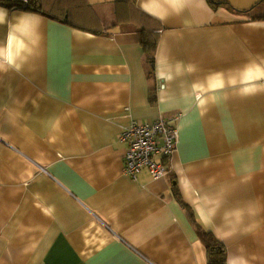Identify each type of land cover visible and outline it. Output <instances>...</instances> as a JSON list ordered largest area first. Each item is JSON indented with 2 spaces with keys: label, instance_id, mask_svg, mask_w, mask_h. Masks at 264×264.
<instances>
[{
  "label": "crops",
  "instance_id": "0c3cea01",
  "mask_svg": "<svg viewBox=\"0 0 264 264\" xmlns=\"http://www.w3.org/2000/svg\"><path fill=\"white\" fill-rule=\"evenodd\" d=\"M259 1L84 0L69 24L0 5V264H208L200 228L264 264ZM159 118L165 175L128 177L120 133Z\"/></svg>",
  "mask_w": 264,
  "mask_h": 264
},
{
  "label": "built area",
  "instance_id": "2783aa9c",
  "mask_svg": "<svg viewBox=\"0 0 264 264\" xmlns=\"http://www.w3.org/2000/svg\"><path fill=\"white\" fill-rule=\"evenodd\" d=\"M120 140L127 144L123 158L125 175L135 178L143 168H147L153 179L165 175L166 168L155 157L164 160L172 157L176 150L178 130L176 126L163 118L155 121L133 122L120 133Z\"/></svg>",
  "mask_w": 264,
  "mask_h": 264
},
{
  "label": "trees",
  "instance_id": "16d2710c",
  "mask_svg": "<svg viewBox=\"0 0 264 264\" xmlns=\"http://www.w3.org/2000/svg\"><path fill=\"white\" fill-rule=\"evenodd\" d=\"M84 0H0V5L8 6L10 8L16 6H25L26 10L37 11L39 13L54 17L57 20H61L65 23L70 22L71 10L84 7ZM214 3L213 1H211ZM215 4V3H214ZM264 0H260L256 3L255 7L259 8L254 10L251 8L253 18L264 17ZM77 11V10H76ZM96 31V30H94ZM139 43L145 50V56L143 57V65L146 69L148 77L153 76V53L156 42V32L149 26H141L137 29ZM181 207L186 213H189L187 205L180 201ZM198 233L202 238L208 255V264H225L226 251L222 243L215 239L210 233L203 229H198Z\"/></svg>",
  "mask_w": 264,
  "mask_h": 264
}]
</instances>
